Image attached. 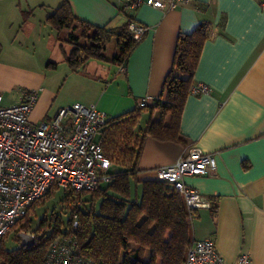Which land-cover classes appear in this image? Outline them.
Instances as JSON below:
<instances>
[{"label":"crops","instance_id":"0c3cea01","mask_svg":"<svg viewBox=\"0 0 264 264\" xmlns=\"http://www.w3.org/2000/svg\"><path fill=\"white\" fill-rule=\"evenodd\" d=\"M64 1L0 0V90L11 93L17 83L24 87L5 104H18L25 91L37 90L30 116L35 124L75 103L95 106L108 119L121 116L141 99L160 96L180 33L190 34L208 21L211 33L195 84L208 85L210 93L189 96L182 143L147 139L138 180H157L158 168L195 146L216 153L215 172L186 178L211 202L192 220L193 240L213 239L227 264L242 254H249L253 264H264V0H191L171 10L143 6L135 11L126 8V0H66L76 18L93 25L119 28L132 17L149 28L125 65L111 61L117 52L112 41L107 61L90 60L78 71L67 60L73 50L69 31L59 34L46 23ZM26 12H32L28 19ZM15 70L38 72L25 82L12 81ZM45 70H71L73 75L65 84L72 99L55 109L56 93L46 85ZM151 117L145 113L142 122Z\"/></svg>","mask_w":264,"mask_h":264},{"label":"trees","instance_id":"16d2710c","mask_svg":"<svg viewBox=\"0 0 264 264\" xmlns=\"http://www.w3.org/2000/svg\"><path fill=\"white\" fill-rule=\"evenodd\" d=\"M32 12H26L28 19ZM132 17L119 28L101 27L75 17L65 0L51 13L46 23L61 34L69 31L67 40L73 46L68 62L75 71L90 60L107 61L108 44L115 40L117 52L111 61L125 65L140 41L130 30ZM211 33L208 21L200 23L190 34L180 33L174 64L166 77L162 93L152 104L111 118L101 129L106 155L113 163L110 183L93 192H66L63 203H74L67 218L53 210L40 220L33 246H21L19 235L27 231L36 209L54 195L51 189L34 203L15 239L19 245L0 248V264H46L52 243L72 233L77 237L83 263L91 264H185L193 242L192 220L197 211L187 208L179 190L159 180L139 181V164L146 141L152 137L162 142L182 143L181 122L184 108L195 85V74L204 46ZM159 112L158 119L153 118ZM152 117L141 127L143 115ZM133 185L137 187L133 195ZM140 188V193L138 192ZM99 201L84 211L80 205L85 196ZM78 214L80 226L73 231V218Z\"/></svg>","mask_w":264,"mask_h":264},{"label":"built area","instance_id":"2783aa9c","mask_svg":"<svg viewBox=\"0 0 264 264\" xmlns=\"http://www.w3.org/2000/svg\"><path fill=\"white\" fill-rule=\"evenodd\" d=\"M191 0H126V8L135 11L143 6L160 10L176 9ZM264 7V3L262 4ZM130 30L141 41L149 28L135 19ZM210 93L206 84H195L191 95ZM39 91H25L21 102L6 105L0 90V248L6 236L19 228L32 205L53 188L64 192H93L111 182L113 163L106 155L101 129L109 120L95 106L75 103L39 124L31 121ZM153 102L143 98L140 107ZM218 168L216 153L198 147L184 152L176 162L157 169V180L179 190L191 211L210 208L211 202L190 187L186 178L207 176ZM73 204V203H72ZM75 208L72 205V210ZM75 213L72 230L79 228ZM78 240L72 233L56 239L46 264L83 263L77 256ZM185 264H227L218 253L214 240H193ZM232 264H253L249 254H242Z\"/></svg>","mask_w":264,"mask_h":264},{"label":"rangeland","instance_id":"374dc122","mask_svg":"<svg viewBox=\"0 0 264 264\" xmlns=\"http://www.w3.org/2000/svg\"><path fill=\"white\" fill-rule=\"evenodd\" d=\"M114 46L116 44L114 41L112 42ZM112 45V46H113ZM111 48V47H110ZM112 51V48L110 52ZM110 54V53H109ZM35 71L38 72V70H15L13 71L14 73L12 74V81H27L28 79L31 78V74L35 73ZM47 82L46 85L49 88H53L54 92L56 93V99L54 100V109L57 107L59 103L62 102H68L72 99L71 92L68 91V87H65V84L67 83L68 77L72 75L71 70H45ZM73 76V75H72ZM64 88V89H63ZM23 84L22 83H17L14 86V89L10 91L11 93L3 92L4 96L6 97V104H7V99H12L14 98L15 95L19 94L21 90H23ZM59 94V95H58ZM9 96V97H8ZM146 122H142L141 126H145ZM105 186V185H103ZM137 187L133 185V195L135 196ZM138 192L140 193V188H138ZM65 193L63 190L55 191L54 195L51 196L50 198L46 199L45 202H43L37 209L36 213L31 217V224L29 228L25 231L27 234L35 235V231L38 229V226L40 224V220L44 217H49L51 212L53 210H56L57 212L61 213L63 218H67L68 215L70 214L72 210V204L70 203H63L62 199L65 197ZM99 201H94L92 200L91 194L85 196L81 201H79L80 207L84 211H88L91 206H98ZM19 229V228H18ZM19 245L18 241L15 239V233L12 232L8 239L5 242V247L8 250H12L16 248Z\"/></svg>","mask_w":264,"mask_h":264},{"label":"water","instance_id":"95a60500","mask_svg":"<svg viewBox=\"0 0 264 264\" xmlns=\"http://www.w3.org/2000/svg\"><path fill=\"white\" fill-rule=\"evenodd\" d=\"M19 238L21 239V246H26V247H31L34 245L35 241H36V238L34 235H31V234H27L25 232L21 233L19 235ZM25 238H28V241H26ZM77 256L80 255V250L78 249L77 250Z\"/></svg>","mask_w":264,"mask_h":264},{"label":"flooded vegetation","instance_id":"af4514ba","mask_svg":"<svg viewBox=\"0 0 264 264\" xmlns=\"http://www.w3.org/2000/svg\"><path fill=\"white\" fill-rule=\"evenodd\" d=\"M26 239V241H28V238H25Z\"/></svg>","mask_w":264,"mask_h":264}]
</instances>
